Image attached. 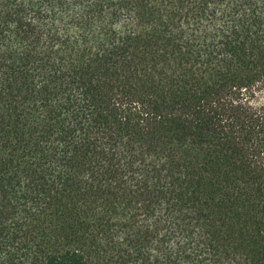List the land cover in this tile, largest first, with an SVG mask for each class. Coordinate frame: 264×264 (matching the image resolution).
I'll list each match as a JSON object with an SVG mask.
<instances>
[{"label": "trees", "instance_id": "trees-1", "mask_svg": "<svg viewBox=\"0 0 264 264\" xmlns=\"http://www.w3.org/2000/svg\"><path fill=\"white\" fill-rule=\"evenodd\" d=\"M264 0H0V264H264Z\"/></svg>", "mask_w": 264, "mask_h": 264}, {"label": "rangeland", "instance_id": "rangeland-1", "mask_svg": "<svg viewBox=\"0 0 264 264\" xmlns=\"http://www.w3.org/2000/svg\"><path fill=\"white\" fill-rule=\"evenodd\" d=\"M255 104L264 108V87L257 93Z\"/></svg>", "mask_w": 264, "mask_h": 264}]
</instances>
